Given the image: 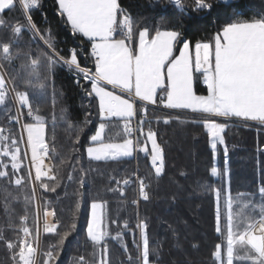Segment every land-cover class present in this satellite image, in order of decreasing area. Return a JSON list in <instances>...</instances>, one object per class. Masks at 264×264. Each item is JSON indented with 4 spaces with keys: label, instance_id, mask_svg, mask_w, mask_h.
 Segmentation results:
<instances>
[{
    "label": "trees",
    "instance_id": "1",
    "mask_svg": "<svg viewBox=\"0 0 264 264\" xmlns=\"http://www.w3.org/2000/svg\"><path fill=\"white\" fill-rule=\"evenodd\" d=\"M209 2L213 5L212 9L197 12L192 7L193 0H185L188 12L181 13L169 0H118L133 20L134 35L145 27L152 35L156 29L177 30L191 46L211 41L228 22L264 18V0H232L230 7H225L220 0ZM14 4L15 7L0 14V18L23 23L29 13L17 0H14ZM39 7V10L32 9L30 15L38 32H42L45 39H41L39 35L32 37L27 32L14 37L10 30L0 27V69L11 87L15 86L18 91L27 93L34 115L43 118L45 140L50 147L53 143L56 147L51 160L53 174L57 175L61 187L56 192H45L39 182L34 181L35 170L29 163L28 152V160L23 161L25 168L21 175L27 178L30 169L33 180L21 188L7 181H0V233L7 239L18 240L17 230L21 217L27 213V226L33 233H39L42 251L39 264H42L44 253L56 242L57 237L55 234L45 233L43 227H39V221H43L45 211L56 213V218L67 219L71 216L78 199L74 193L81 189L78 180L69 182L67 175L78 177L83 174L80 169L84 168L88 172L82 191L86 193L88 211L90 212L91 202L106 203L103 224L109 232L106 241L108 264H138L142 238L135 229L137 217L146 220L149 225L147 236L150 253L153 249L159 253L158 257L150 255L151 261L158 259L160 264H220L213 257L216 245L219 244L221 257L226 262L229 212L233 214L235 222L240 224V231L250 217L259 219V188L264 186V126L235 117L225 119L165 109L158 103L148 105L146 113L139 110L132 125L135 127L141 116L152 121L153 131L156 132L157 141L165 156V167L160 176L155 175L148 157L141 152H137L134 157L117 161L89 160L85 149L90 145V136L101 122L98 117V101L92 100L90 103L91 98L86 97L82 90L87 85L82 82L78 87L74 83L76 72L64 64V61L70 60V51L83 49L78 56V63L94 72L95 58L91 55L87 39L73 34L70 26L64 22L66 18L59 15L57 0H39ZM120 35L118 33L117 37ZM49 36L57 48L54 53L57 64L50 71L38 69L41 78L33 76L30 78L32 84H29V69L24 67L26 61L16 58L15 54H39L45 51L53 53V49L46 44ZM5 43L10 44L14 57L11 61L4 58L2 47ZM40 84H44L45 88L41 89ZM199 86L198 83L197 87ZM199 90L204 92L206 88L201 85ZM161 93L162 91L159 97ZM137 105L142 107L140 103ZM20 109L23 112L22 124L36 122L27 115L26 107ZM86 112L91 113V124L81 133L80 125ZM13 115L16 112L9 92L6 104L0 105V126L9 127L6 122ZM165 119L169 121L168 124L163 123ZM205 121L226 125L225 132L222 133L225 144H218L215 155L211 150V139L204 128ZM106 125V141L109 137L112 142L122 141L123 122L113 118ZM12 127L18 137L23 136L19 124ZM78 134L79 143L76 142ZM134 136H138V133H134ZM139 139L143 141L144 137ZM20 147L23 157L27 150L25 143L22 142ZM225 148L228 151L227 157L224 155ZM76 159L80 160L79 164L75 163ZM212 167L217 168L216 177L211 175ZM113 178L132 181L127 186L122 183L119 186L124 191L123 196L109 190L117 187ZM140 178L147 184L149 200L140 198L139 205H133V201L140 196ZM45 182L53 183L46 179ZM217 192H220L219 202ZM26 195H34L27 206L24 203ZM229 197L232 198L231 208L228 204ZM253 204L256 205L254 212ZM218 208L223 234L215 230ZM87 216L82 204L78 234L67 238L57 264H80V257H83V264H98L102 246L93 248L91 241L87 240ZM124 221H128L131 226L127 231L122 230ZM118 230H121V238L113 239ZM39 239L34 244L35 249ZM244 254L243 249L236 246L233 264H251L250 261L239 258ZM17 261L18 257L14 261L12 253L0 242V264H17Z\"/></svg>",
    "mask_w": 264,
    "mask_h": 264
},
{
    "label": "snow or ice",
    "instance_id": "2",
    "mask_svg": "<svg viewBox=\"0 0 264 264\" xmlns=\"http://www.w3.org/2000/svg\"><path fill=\"white\" fill-rule=\"evenodd\" d=\"M181 13L188 12V5L185 0H169ZM21 5L27 12L26 20L9 21L0 18V27L11 31L14 37L22 33H30L32 37L40 36L45 39L42 32H38L37 26L31 18V10L34 9L39 0H20ZM59 15L66 18L64 22L70 26L73 34L87 38L90 43L91 55L95 58L94 72L78 63V56L84 50H72L69 52L70 60H65L76 72L73 77L74 83L81 86L85 96L98 101V117L101 121L94 134L90 136V145L86 147V155L91 161H117L123 158L133 157L134 152H141L148 157L156 176H160L165 167L164 150L157 142L156 132L153 131L152 121L146 116H141L135 127L132 125L133 118L140 111L147 112V109L136 104V100L144 105H157L158 90H163L159 97V105L165 109L190 110L192 113H204L208 116L239 118L243 121H252L264 126V18L246 20L236 19L228 22L218 31L212 40L214 43H196L194 57L190 51V44L183 39V34L177 30L156 29L150 37L147 27L139 31L138 47L126 43L133 34V20L131 16L118 3V0H57ZM232 0H224V6L230 7ZM15 7L14 0H0V14L11 11ZM195 11L212 9L213 5L209 0H193ZM122 17V19H118ZM121 34L117 37V34ZM46 44L53 49V53L40 52L31 54L17 52L16 58L26 61L24 67L28 71V83L32 84L31 77L38 79V69H53L57 60L54 53L56 45L49 36ZM178 45H182L177 48ZM178 51V55L174 53ZM2 52L6 60L11 61L14 57L10 44L5 43ZM30 61V63H27ZM74 66V67H73ZM194 72L200 73L203 83L207 89V95H197L194 91ZM46 79V77H43ZM35 86V85H32ZM107 86H111V90ZM41 89L45 88L40 84ZM15 95L20 106L28 109L27 115L34 119L35 123L21 124L20 116L9 117L11 125L21 124L23 132L26 133V151L21 156L20 144L24 142L23 136H17L10 125L5 128L0 126V181H7L17 188L25 186L33 180L32 172L29 169L27 178L21 175L25 168L24 160H28L30 151V165L35 170L34 181L39 182L40 187L45 191L56 192L61 187L58 182L54 168L46 164L45 160L51 158L55 152V144L45 140V125L43 118L34 115L32 105L29 103L27 93L18 91L15 86L9 88V81L4 75H0V105H5L9 91ZM10 111V109H6ZM19 112V109H17ZM115 118L123 122L122 142H112V138L106 141V122ZM164 124L169 121L165 119ZM91 124V113L86 112L83 123L80 125V132L83 133ZM145 127L147 131L145 132ZM204 128L211 139V150L213 155L217 152L218 144H225L222 133L226 125L211 121L204 122ZM138 133V136H134ZM139 137H144L143 141ZM80 136H76L79 143ZM151 144V150L148 144ZM83 147V145H81ZM79 151V149H75ZM227 148L224 155L227 157ZM76 164L80 163L76 159ZM75 171V169H73ZM82 175L74 177L67 175L69 182L78 180L79 189L74 195L78 197L75 201L74 210L67 219L57 217L56 222L49 223L45 220L43 230L45 233L55 234L56 242L52 243L44 253L42 264H57L60 260V251L70 235L78 234V221L80 218L81 206L88 213L86 219V237L91 241L93 248L101 247L102 256L98 264H108L106 243L109 232L102 225L105 204L91 202L86 199V193L82 191L85 186V176L88 169H80ZM212 177L218 175L216 167L211 168ZM52 181L53 183H47ZM115 179V178H113ZM116 188L109 189L112 192H119L121 196L124 191L121 183L125 186L132 183L130 179H115ZM147 184L144 179H139V194L144 201L149 200L146 191ZM33 189V193H34ZM261 203L259 207V219L250 217L242 231L240 224L235 222L231 211L227 218V259L221 257V245L217 244L213 257L220 264H233L234 249L239 246L243 249L244 255L240 259L250 261L251 264H264V186L259 188ZM219 202L220 192L216 193ZM33 196H25V205L31 203ZM136 203V201H133ZM232 198H228L231 208ZM256 205H252V211ZM56 216L54 212H44V216ZM28 216L25 213L21 217V224L18 232V240L7 239L0 233V242L12 253L13 260L18 257L17 264H37L35 258L36 249L34 244L39 239V233L27 226ZM118 223V222H117ZM128 221L123 223V231L130 229ZM149 225L146 220L137 217L135 229L138 230L143 240L142 251H138V264H160L159 260L151 261L150 255L158 257L159 253L153 249L150 253L147 229ZM217 233L223 234L221 227V215L219 208L216 215ZM121 230H118L113 239L121 238ZM75 264V262H74ZM80 264H83V257H80Z\"/></svg>",
    "mask_w": 264,
    "mask_h": 264
},
{
    "label": "rangeland",
    "instance_id": "3",
    "mask_svg": "<svg viewBox=\"0 0 264 264\" xmlns=\"http://www.w3.org/2000/svg\"><path fill=\"white\" fill-rule=\"evenodd\" d=\"M57 4H58V3H57ZM151 36H152V34H151V32H150V37H149V38H151ZM114 38H116V37H114ZM117 38H118V37H117ZM86 39H87V38H86ZM187 42H188V41H187ZM126 43H128L129 46L133 47V49L135 50V49L138 47V43H139V32H138L136 35H134V33H133V36L131 37L130 40L126 39ZM203 43H214V41L211 40V41L203 42ZM189 44H190V43H189ZM181 46H182V45H178L177 48H179V47H181ZM190 51L192 52L193 57H194L195 45H194V46H191V45H190ZM174 54H175V55H178V51L175 52ZM0 75H3L1 69H0ZM5 79H6V78H5ZM193 83H194V91L196 92L197 95H207V89H206L204 92H201V91L199 90V87L201 88V85L204 87L203 77H202V75H201L200 73H195V72H194V81H193ZM198 83L200 84L199 87H197V84H198ZM108 87L111 88V86H108ZM9 88L11 89L10 84H9ZM110 88H109V90H111ZM205 88H206V87H205ZM161 91H162L161 94L163 95V90H158V93H157V97H158V98H159V94H160ZM9 92L12 94V99H13V103H14L15 112H16V109H19V113L21 114V116H22V118H23V114H22L23 112H22V110L20 109L22 106H20L19 103L16 101L14 93H12L11 90H10ZM137 103L142 104V107H144V108H146V109H147V106H148V105H151V104L144 105L143 102L139 101L138 99L136 100V104H137ZM158 103H159V100H157V104H158ZM139 110H140V108H138V111H139ZM179 111H180V110H179ZM183 111L192 113L190 110H182V112H183ZM141 112H143V111H141ZM16 113H17V112H16ZM144 113H145V112H144ZM199 114H202V115H208V114H204V113H199ZM238 119H239V118H238ZM22 120H23V119H22ZM240 120H241V119H240ZM33 123H34V122H33ZM22 130H23V129H22ZM45 130H46V127H45ZM21 134L23 135L24 143H25V147H26V133H24V132L22 131ZM45 137H46V134H45ZM116 142H122V141H116ZM157 142H158V141H157ZM148 148H149V150H151V144H150V143L148 144ZM29 152H30V151H29ZM136 153H137V152H134L133 157L136 156ZM48 161H51V162H52V160H50V158H49V159H46V160H45V163H46V164H50ZM50 165H51V164H50ZM101 204H102V203H101ZM102 212H103V210H102ZM103 219H104V213H103ZM102 226L104 227V224H103ZM142 246H143V240H142ZM41 255H42V251L36 249V252H35V258H36V261L38 260V262H39V259H40Z\"/></svg>",
    "mask_w": 264,
    "mask_h": 264
},
{
    "label": "built area",
    "instance_id": "4",
    "mask_svg": "<svg viewBox=\"0 0 264 264\" xmlns=\"http://www.w3.org/2000/svg\"><path fill=\"white\" fill-rule=\"evenodd\" d=\"M18 2L20 3V0H18ZM20 5H21V3H20ZM22 6V5H21ZM22 8H23V6H22ZM35 10H39L40 9V7H39V3H38V5L34 8ZM25 10V9H24ZM26 12H27V10H25ZM42 15H44V13L42 12ZM7 124L8 125H11V121H8L7 122ZM139 197V199L138 200H136V203H133V205H137L139 202L138 201H140V198H142L141 196H138ZM45 220H47L49 223H54V222H56V218L55 217H53V216H48ZM45 220H40V227H42L43 225H44V222H45ZM39 250V249H38Z\"/></svg>",
    "mask_w": 264,
    "mask_h": 264
},
{
    "label": "crops",
    "instance_id": "5",
    "mask_svg": "<svg viewBox=\"0 0 264 264\" xmlns=\"http://www.w3.org/2000/svg\"><path fill=\"white\" fill-rule=\"evenodd\" d=\"M86 39V38H85ZM204 87H206L205 85H204ZM180 111H182V110H180ZM29 152V151H28ZM29 154H30V152H29Z\"/></svg>",
    "mask_w": 264,
    "mask_h": 264
},
{
    "label": "bare ground",
    "instance_id": "6",
    "mask_svg": "<svg viewBox=\"0 0 264 264\" xmlns=\"http://www.w3.org/2000/svg\"><path fill=\"white\" fill-rule=\"evenodd\" d=\"M141 202V201H140ZM139 205V204H138ZM136 207V206H135Z\"/></svg>",
    "mask_w": 264,
    "mask_h": 264
}]
</instances>
